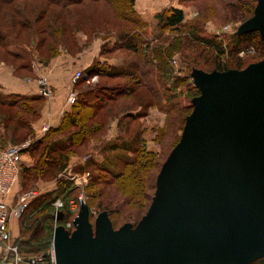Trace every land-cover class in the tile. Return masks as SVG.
<instances>
[{"label":"water","instance_id":"obj_1","mask_svg":"<svg viewBox=\"0 0 264 264\" xmlns=\"http://www.w3.org/2000/svg\"><path fill=\"white\" fill-rule=\"evenodd\" d=\"M258 32L264 0L235 35ZM179 141L163 162L146 214L114 229L81 203L69 232L54 228V264H252L264 260V58L244 69L190 73ZM63 218L57 212L56 222ZM4 264V263H0Z\"/></svg>","mask_w":264,"mask_h":264},{"label":"rangeland","instance_id":"obj_2","mask_svg":"<svg viewBox=\"0 0 264 264\" xmlns=\"http://www.w3.org/2000/svg\"><path fill=\"white\" fill-rule=\"evenodd\" d=\"M108 1L110 3L82 1L78 3L77 6L67 9L66 11L50 8L48 9L49 12L46 17L42 20L39 18L40 15L38 14L39 10L45 7V3L40 2L39 0H19L14 5L4 6L1 8L2 11H0V32L7 34L8 42H6L9 45V49L24 54L25 60H23V62L31 66L33 71H35V75L31 76L26 73L17 74V72H15V66L18 65V62L10 59L2 51L0 53V64H4L12 69L15 72L12 74L17 79L25 80L27 82L34 81L36 84L39 80H45L48 85H50L48 69L53 67L52 64L54 63V59H60L64 62L66 61L68 69L72 71L73 76L75 72L79 71L76 70V64L80 57L83 61H88V58L95 59V56L99 53L98 49L101 47L100 42L105 41L106 38H115L117 34L122 32H133L134 25L136 23L133 20V22L130 20L134 17L132 15L125 16L124 18L120 17L111 7L114 3L115 6L124 4L126 8L127 0ZM137 4L138 7L141 8V11L145 10L144 14H139L141 19L149 24L146 33L144 32L142 35L144 41L148 42L149 45L151 44V46L156 42L158 45L162 44V46H167L170 44V40L175 37H180L182 41L181 50L174 51L168 62L173 73L177 74L180 79L185 80V85H183V90L181 91L185 98L181 97L179 99V103L182 108L186 107L189 105V100L186 99L187 96L191 97L193 95L191 91L192 80L186 63L190 62V64H193L197 68H201L206 72H212L214 67L212 65V58H210L212 53L207 50H205L206 52L200 51L201 49L199 46L197 47V42H195V45L189 41L191 35L185 34L187 32L182 31V33L180 32V35L179 32L175 33L171 32V30H164L163 32H161L162 29L159 30L154 20L155 14L165 8L179 6V4H177V0H137ZM225 4H227L230 8L227 9L228 7H226ZM255 5V0H202L188 3V6L181 7L185 13L186 22L194 24V26L201 31V36L205 33V37H215L216 42L221 43L222 49L225 48L224 51L227 52V50L233 46L232 44H234L233 36L235 35L236 29L240 24L251 17L249 13L253 7L255 8ZM117 12L119 13L120 10ZM21 22L26 25L27 23L29 24L27 25L30 27L28 31L25 29L27 26H22ZM46 27L49 29V33L47 32L48 34L42 32V29ZM11 38L17 40L18 45L13 43ZM111 41L115 42L114 40ZM41 43L46 45L40 48ZM172 44H174L173 41ZM51 48L56 50V55L48 59L49 56H46V51ZM83 50L85 53H82L79 57ZM199 51L201 52L200 54H198ZM254 51L255 52L252 55H245L242 58L244 59L243 65L241 66L243 69L253 63V60L256 57L255 48ZM36 54L42 56L44 61L38 60L35 56ZM68 56L72 58H68ZM110 58L113 59L112 62L114 63V67L122 66L125 63H132L135 60L134 55L127 52H115L113 55H110ZM257 58L260 59L257 56L255 60ZM173 60H175V64H173ZM184 61H186V63H184ZM95 82L97 83L98 79ZM95 82L91 83L96 84ZM188 88L190 89V93L187 92ZM180 90L181 89H179V91ZM72 92L74 93L73 90ZM52 96L53 93L48 97L38 96L41 97V100L35 102V107L33 105L36 111V117L30 116V114L24 115V118H26V120L31 124V131L33 132L30 133V135L28 134L25 136L26 131L21 130H19V132H15L14 134L11 131L8 132V130L3 131L6 124L7 127L9 126L11 128L15 125L16 121H5L3 115H1L0 147L3 145H5L4 147L19 145L26 141L35 142L33 141L36 138L35 124L39 119H41L44 103L50 100ZM148 102L149 94L145 90L137 91V93L130 98L117 100V102L112 106V110L109 115L104 116L100 114L95 118V120H93V122L99 126L98 131L94 134V136L89 138V141L83 147L78 146L76 149L74 147L72 148V150H75V153L72 154L69 164H67L64 169L61 167L54 169L53 167L51 168L46 166L50 168L51 171L45 167L43 169L47 173L40 176L37 172L32 171L37 159H35L30 152L22 154V172L17 184L15 185L12 195L16 197L17 194H23L30 190H38L40 197L43 195L46 196L43 200H51L48 204H44L42 206L38 204L40 201L35 202L37 204L30 208L34 203L33 202L29 205L21 217L18 219L12 218L11 220L12 225H10V230L12 237H20L25 242L26 251L23 252L24 255H36V252H44L45 250H49L51 248V237L56 221L54 202L58 200L56 199L57 194L53 196V192L56 190L60 179L68 180L72 183L71 187L74 186L78 188L76 193H73L71 197L68 196L67 199H71L72 201L74 196L77 195L78 197L81 195L84 203L87 201L89 202V198L87 197L88 193L85 188L89 184L92 176L89 174V177L86 180H79L81 185L78 187L74 184V180H70L67 176H65L68 172L74 176L79 174L76 166L79 165L78 162L84 163L88 159L86 156L89 154L90 156L95 157L97 164L100 166L103 164L101 169L104 168V170H108L111 175H117L120 173L122 166L133 159V152L140 146L150 149L153 152H157V156L155 157L157 165L154 164L153 170L150 172L148 180H146V186L143 185V188L139 189V191L137 190L135 193L131 192L132 196L130 204H128L129 206H123V208H120V212L117 211L115 214L113 211H110L112 214L109 218L112 225L117 229L125 223H131L134 225L141 219L142 216L145 215L149 207V202L148 206L144 204L141 208L140 205L145 202V198H143V196L153 195L154 191L151 187L152 184H154L155 176L159 171V163L166 159L171 151V148L179 140L183 126V116L185 118V116L190 113L188 107L185 111L176 113V115H170L167 119L166 116H162L158 113L156 115V119L153 120L152 123H154L156 127H159L162 124L163 128L168 125V129L162 134L161 141L159 143L158 141L156 142V140L153 142V139L147 141V139L143 138L141 132L144 126L147 127L148 125L146 121L147 119L143 120L144 118H141L142 120H133V125L130 129H128V131L126 130L127 128H125L126 121L123 119L120 123L116 124L115 127L112 125L115 123L116 118L120 115L126 113L128 110H135L138 106H145ZM7 111L14 115L17 109H6L0 107V113L3 114V112L6 113ZM112 118L113 120L110 122ZM178 118L180 120L179 125L176 122ZM149 119H153V117H150ZM46 126L47 125L45 124H41L40 129H46ZM47 133H49V129H47L44 134L46 135ZM70 133L71 131L69 133L55 134L54 136H50L49 141L53 142L55 140L62 139L70 135ZM115 133H117L118 137H121L122 139L116 141H106ZM153 136L156 138L157 135L154 134L152 137ZM104 143L105 145H103ZM72 161H75V163H71ZM59 164L60 161L57 162V166ZM91 173L94 176L102 174L101 171L96 170ZM110 186L115 187L114 185ZM110 186L103 187V194L93 199V201H90L93 205L91 213L95 216L102 211L119 209L118 207L122 199V194L120 191V193L118 192L119 189L111 188ZM98 188L100 187H94L93 190H97ZM136 193H140V196L136 195ZM101 202H106V205H104L103 208H107L108 210H99L102 208L97 209L98 204ZM38 209H42V212L40 214L37 213L36 218L38 219L35 222V220L30 217L35 210ZM136 210H138V212ZM130 213H133V216L130 215L131 217L127 218ZM33 222L34 225L35 223H38L39 226V230L38 233L36 232L34 241L27 236L21 237L20 235H29V232L21 233L20 230L22 229L26 232V224L30 225Z\"/></svg>","mask_w":264,"mask_h":264},{"label":"trees","instance_id":"obj_3","mask_svg":"<svg viewBox=\"0 0 264 264\" xmlns=\"http://www.w3.org/2000/svg\"><path fill=\"white\" fill-rule=\"evenodd\" d=\"M17 1L19 0H0V11H2L1 8H3L4 6L14 5ZM23 1H29V0H23ZM39 1L45 3L44 4L45 7L39 10V14H38L40 15L39 18H41V20L46 17L47 13L49 12L48 9L50 8H56L62 11H66L67 9H71L72 7L77 6L78 3L82 1H91L94 3H99V2L110 3L108 0H39ZM195 1H202V0H177V4H179V6L168 7L161 10L159 13L155 14L154 20L159 30L162 29L161 32H163L164 30H171V32H175V33L178 32L182 33L183 31V32H187L185 34H190L191 37L189 41L194 43L195 45H196L195 42H197V47L198 46L200 47L201 49L200 51L207 50L210 51V53H212L210 57L212 58V65L214 66L212 71H226L229 69L240 70L242 68L241 66L243 65L244 59L239 58L238 54L240 51L248 47L255 48L256 57L258 56L260 58V59L257 58L255 60L256 58L255 57L253 63L258 62L264 58V44L262 43L258 32L247 33L239 37L234 35L233 36L234 44H232L233 46L231 45L232 47L229 48L227 52L224 51L225 48L222 49L221 43L216 42L215 37L212 38H209V36L205 37V33L203 36H201L202 35L200 33L201 31H199L194 26V24L185 21V13L181 7V6H188V3H193ZM255 1L257 2V0ZM135 2H136L135 0H127L126 8L124 4L116 5V6L114 5V3L113 5L111 4L112 9L120 17L124 18L125 16L132 15L134 18H132L130 21L133 20L136 24L134 25L133 32L131 33L122 32L117 34L115 38H106L100 51V55L107 58H110V55H113L115 52H127L131 55H134L135 60L132 63H128V64L125 63L124 67L121 69L109 67L106 64L100 66L96 62L85 70L83 74L86 75L87 80H90L93 76H97L98 82L96 83V85H94L92 89L81 92L77 95L74 102L72 103V107L70 111L64 114L57 128L50 129L49 133H47L43 138L39 140H33L35 142L31 141L32 142L31 145L26 150L23 151V154L26 152L27 153L30 152L33 155V157L37 159L36 164L33 167L32 171L37 172L38 175L42 176L45 173H47L43 169L46 166H49L51 168L53 167L54 169H58L59 167L64 169L67 166V164H69L70 157L72 156V154L75 153V150H72V148L74 147L76 149L78 148V146L83 147L85 144H87L89 138L94 136V134L98 131L99 126L95 124L93 120H95V118L100 114L104 116L109 115L111 113L112 106L117 102V100L130 98L133 95H135L137 91L140 90L147 91V93L149 94V102L145 104V108L146 107L156 108L159 112L165 114L164 116H166V119L170 115H176V113L185 111L187 107L190 110L189 112L191 113L192 111L191 100L194 97L198 96L199 92L194 87L192 82L191 91L193 95L191 97L187 96L186 99L189 100V105L182 108L179 103V99L181 97H184L181 91L183 90L182 89L183 85H185L184 83L185 80L180 79L177 74L173 73L168 62L169 58L171 57L174 51L181 50L182 41L180 37H175L174 39L170 40V44H168L167 46H162V44L158 45L156 44L157 42L152 46L151 44L149 45V43L144 41L142 37L143 33L144 32L146 33L149 24L146 21L144 22L141 19V16L138 14V12L135 10ZM225 6L228 7L227 9L230 8L227 4H225ZM118 10H120L119 13L117 12ZM253 10L254 7L253 9H251L249 13L250 16H252ZM21 23H22L21 25L24 27L29 25L28 23L27 25L24 24L23 22ZM29 28L30 27L27 26L25 29L28 31ZM42 32L49 33L48 27L43 28ZM7 39H8L7 34L0 32V53L2 51L10 59H13L18 62V65L15 66L16 67L15 72H17V74L26 73V74H30L31 76H34L35 73L31 68V66L23 62V60H25L24 54L9 49L8 48L9 45L7 44L8 42ZM111 40H114L115 42ZM12 41L13 43L18 45L17 40L12 39ZM172 41L174 44H172ZM44 45L46 44L41 43L40 48ZM200 51L198 52V54L201 53ZM55 55H56V50H54L53 48L48 49L46 51V56H49L48 59L54 57ZM35 56L38 60L44 61L42 56L38 54H36ZM184 63H186V61H184ZM186 65L189 69V74L194 69L202 70L201 68H197L193 64H190V62L189 63L187 62ZM87 80L81 79L77 82V85L82 83L84 84L86 83ZM179 89L181 90L179 91ZM187 92L190 93L189 88ZM40 100L41 97H32L28 99H23L15 96H9L5 101L3 102L0 101V107L6 109H17L14 115L8 111L6 113L3 112V114L0 113V116L3 115L5 121H10V122H12L13 120L16 121L15 125L13 124L14 125L13 127L11 128L9 126L7 127L6 124L4 126V129L3 128L1 129H3V131L4 130L5 131L8 130V132L11 131L13 134L15 132H19V130L26 131L25 136L28 134L30 135V133L33 132L31 131L32 130L31 124L29 121L26 120V118H24V115L30 114V116L36 117V111L34 109L35 102H38ZM129 111L132 110H128L126 113L120 115L116 119L119 121L123 119L132 122L139 116L138 114L137 115L133 113L131 114L129 113ZM185 118L183 116V120H182L183 126H184ZM112 120L113 118L110 120V122ZM176 122L179 125L180 123L179 118L176 120ZM128 129L129 126L127 127V130ZM167 129H168V125L165 128L163 127L158 128L155 133V135L157 136L156 138L153 137V142H155L156 140V142L158 141L159 143L161 141L162 134ZM70 131H71L70 135L62 139L55 140L53 142L49 141L50 136H54L55 134L58 133L59 134L69 133ZM119 138L120 137H118V139ZM103 145H105V143ZM4 146L5 145H3L2 147ZM174 146L171 148V150L174 148ZM156 153H157L156 151L153 152L150 149L140 146L133 152L132 154L133 159L125 163L122 166L120 173L117 175H111V173H109L108 170H104V168L101 169V166L103 164H101V166L97 164L95 157L90 156V154L86 156L88 159L84 163L80 162L79 165L76 166L77 167L76 169L78 170L79 173L88 172L92 176V178H90L91 180L89 184L85 188L86 192L88 193L87 197L89 198V202L87 201L85 202V204L89 208L91 222H93L95 215L91 213V208L93 205L90 201H93V199L103 194L102 192L104 191L102 189L103 187L114 185L115 187H111V186L110 187L119 189L118 192L120 191L122 194V199L118 207L119 209L105 211L107 212L108 216L112 214L111 213L112 211L115 214V212L117 211L120 212L121 210L120 208H123V206H129L128 204H130V200L132 196L131 192L135 193L137 190L139 191V189L143 188V185L146 184V180H148V176H150L149 175L150 172L153 170L154 164L157 165V161L155 160V157L157 156ZM58 161H60V164L61 163L63 164L61 165L59 164L57 166ZM163 162L159 163L160 165L159 171ZM48 169L49 171H51L50 168ZM94 170L101 171L102 174L98 176H94L91 173ZM21 172H22V167H21ZM157 175L155 176L154 184H152L151 187L154 192H155V183H156ZM71 186L72 183L69 182L68 180L60 179L58 181V186L56 190H54L53 192V196L57 194L56 199H60L63 203V208H62L63 218L61 221L57 222L58 225L64 226L66 223L71 222L75 217V214H71L69 211V203L71 199L69 200L67 199V197L68 196L71 197L73 193H76L78 188ZM97 186H99L100 188H98L97 190H93L94 187L96 188ZM139 194L136 193V195L140 196ZM153 196L154 193L151 196L149 195L143 196V198H145V202L141 204L140 207L142 208V205L144 204L148 206V202L150 206ZM39 197L40 196H38L35 200L31 202L34 203L30 208H32L37 204L35 202L40 201L38 204L42 206L44 204H48L49 201H51L48 199H47L48 202L47 200H43V198L46 197L44 195L40 198ZM78 197L76 195L72 200L78 201ZM104 205H106V202L99 203L97 209L102 208L99 210H108L107 208H103ZM136 211L138 212V210ZM41 212L42 209L35 210V212L31 215L30 218L34 219L36 222V220L38 219L36 218L37 213L40 214ZM130 215L133 216V213H130L128 215L129 217L127 218H130L131 217ZM136 224H134V226ZM37 226L38 223H35L34 225V222L30 225L26 224V232L25 230L22 229L20 230V232L21 233L29 232V235L25 234L20 236L21 237L27 236L28 238L34 241L36 232L38 233L39 230V226L38 227ZM113 228L116 229L114 226ZM72 230L73 229H69L68 231L72 232ZM51 233H52V229H51ZM12 239L18 245L20 253L23 254V252L26 251L24 240L21 239L20 237H16V238L12 237ZM37 248L39 249L38 246ZM47 251L48 250H45L44 252L42 251L36 253L43 254L46 253ZM252 264H264V260L260 259Z\"/></svg>","mask_w":264,"mask_h":264},{"label":"built area","instance_id":"obj_4","mask_svg":"<svg viewBox=\"0 0 264 264\" xmlns=\"http://www.w3.org/2000/svg\"><path fill=\"white\" fill-rule=\"evenodd\" d=\"M254 52L253 47H248L240 51L238 57L243 58L245 55H252ZM173 64H175V60H173ZM81 79L87 80V77L83 72L77 71L73 74L71 83L76 84ZM96 80L97 76H93L86 82L88 84H94L91 82H95ZM37 85L39 96L48 97L52 95L53 90L45 80H39ZM74 96V93L71 91L68 101L71 102ZM30 145L31 141H26L19 145L0 147V263L4 264H54L52 247L43 254L24 255L20 253L18 245L13 241L11 236V219L21 217L30 203L39 196L38 190H30L23 194H17L16 197L12 195L21 173V156L23 151ZM65 176L70 180H74V184L78 187L81 185L79 180H86L89 177V173L83 172L80 175L76 174L74 176L68 172ZM81 203H84L81 195L78 197V201H70V213L76 216ZM54 208L55 216L57 212H62V201L59 199L56 200L54 202ZM56 226L57 222L55 221L54 228ZM64 228L66 230L73 229L72 221L66 223Z\"/></svg>","mask_w":264,"mask_h":264},{"label":"crops","instance_id":"obj_5","mask_svg":"<svg viewBox=\"0 0 264 264\" xmlns=\"http://www.w3.org/2000/svg\"><path fill=\"white\" fill-rule=\"evenodd\" d=\"M135 10L138 12V14H144L145 10L141 11V8L138 7L137 0L135 2ZM100 46L104 44V41L100 42ZM101 47H99L97 55L95 56V59L88 58V61H83L80 57L82 53H85L83 50L81 54L79 55V60L77 61V67L76 70L85 72L86 69H88L90 66H92L94 63H98L100 66L103 64H106L109 67H114V63L112 62V58H107L100 55ZM86 56V55H84ZM70 56H68L69 58ZM72 58V57H70ZM54 63L52 64L53 67L51 69H48V75H49V84L53 90V96L50 100L46 101L43 105V110L41 114V119L37 121L35 124V140H39L45 136L46 129L42 128L40 129L41 124L47 125V129H54L57 128L60 124L61 118L64 116L65 113H68L72 107V103L74 102L77 95L81 92L87 91L89 89H92L94 85L96 84H88L82 83V84H72V71L68 69V65L66 61H62L60 59H54ZM52 61V62H53ZM124 67V64L122 66H116L114 68L121 69ZM35 72V71H34ZM13 70L9 67L5 66L4 64H0V101H5L9 96H15L23 99H28L32 97H38V85L34 81H25L21 79H17L13 76ZM98 79V78H97ZM74 91V99L70 102L68 101V97L71 91ZM5 99V100H3ZM129 113H133L135 115H139L135 120H142L141 118H144L143 120L147 119V127L144 126L141 134L144 139H147V141H150L153 139L152 135L156 133V130L160 127H162V124L159 127H156L154 125L153 120L156 119V115L159 113L160 115L164 116L163 113L159 112L156 108L153 107H146L141 106L137 107L135 110L129 111ZM128 113V114H129ZM150 117H153V119H149ZM164 119V117H163ZM125 128L133 125V122H129L127 120ZM163 122V120H162ZM114 123V122H112ZM111 123V124H112ZM120 123L119 120H115V123L112 124L114 127L116 124ZM124 129V128H123ZM127 130V129H126ZM128 131V130H127ZM117 133L113 134L110 139H107L106 141H116L121 140L120 137L118 139V135L116 137ZM149 138V139H148ZM144 141V140H143ZM71 163H75V161H72ZM70 163V164H71ZM80 163V162H78ZM79 173V172H78ZM81 174V173H79ZM12 220V219H11ZM10 225L12 223L10 222ZM11 231V230H10ZM14 237V236H13Z\"/></svg>","mask_w":264,"mask_h":264}]
</instances>
